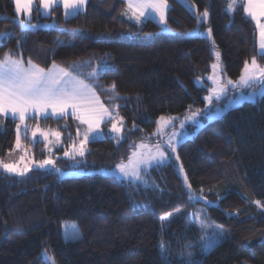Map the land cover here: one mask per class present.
I'll return each mask as SVG.
<instances>
[{
	"label": "trees",
	"instance_id": "16d2710c",
	"mask_svg": "<svg viewBox=\"0 0 264 264\" xmlns=\"http://www.w3.org/2000/svg\"><path fill=\"white\" fill-rule=\"evenodd\" d=\"M167 1L163 25L127 18L126 0H88L68 18L53 7L43 18L54 26L30 30L21 28L14 1L0 0V31L10 34L0 44V59L9 53L45 69L53 61L67 70L99 67L96 92L104 103L112 95L120 101L125 122L120 140L105 135L88 142L81 164L93 173L58 178L52 169H32L25 176L0 169V264H48L43 249L55 264H172L195 240L187 232L197 234V209L226 234L208 253H199L197 264H264V210L252 203H264V94L206 122L178 144V160L172 156L144 173L145 185L97 171L127 160L159 116L203 105L207 88L194 78L209 73L214 59L207 26L227 76L237 79L253 56L264 65L256 25L240 4L228 10V0H191L196 13H209L208 25H198L196 13L178 0ZM165 28L171 32L161 31ZM104 63L111 69L103 70ZM0 119L1 159L14 148L17 120ZM27 121L61 131L65 144L77 135L71 115ZM24 139L43 156L41 142ZM177 162L191 191L216 204L205 210L202 201L189 199ZM71 221L79 229L75 240L63 233V224Z\"/></svg>",
	"mask_w": 264,
	"mask_h": 264
},
{
	"label": "snow or ice",
	"instance_id": "6c2138e0",
	"mask_svg": "<svg viewBox=\"0 0 264 264\" xmlns=\"http://www.w3.org/2000/svg\"><path fill=\"white\" fill-rule=\"evenodd\" d=\"M87 0H38L37 12L42 7L44 10L53 8V6L62 4L65 9V15L76 16L80 10L84 7ZM34 0H15L17 15L24 13L26 19H20L19 23L21 27L35 28L37 25L31 23L32 6ZM237 4L243 7L244 12L254 21L257 22L258 28V55L264 57V23H260V18L264 17V0H228V10H233ZM168 8L167 0H127L126 10L122 12L123 15L129 16V19H135L137 23L141 22V18H151L154 15H159L161 23H165V11ZM209 15L207 9L202 13H196L197 24H200V17L207 18ZM195 30V29H194ZM208 36H211V28L207 30ZM9 33L0 31V39H3ZM215 41H213V45ZM217 60L220 58V53L216 52ZM213 69L218 67L217 64H213ZM103 70L107 71L111 69V65L104 63L102 65ZM89 77L93 81L99 79V70H93L90 72ZM219 84V82H217ZM228 84L234 83L228 80ZM241 86L251 87L253 84L259 85L264 89V66L258 64L256 56L251 58V63L245 60L244 68L238 81ZM111 90L118 97L116 85L113 83ZM226 85L219 84V91L223 92ZM215 91V90H214ZM211 103L212 97H206ZM115 107V105H113ZM71 109V114L80 121L81 124L86 125L83 133V139L76 144L72 142L71 156L75 158L76 155L83 157L87 149V144L90 140H95L102 135L101 123L105 122V118H108V122L111 123L110 131L112 133L119 134L123 128V117H120V123H118L116 116L113 115L109 107H106L96 95V91L91 83H86L85 80L80 79L79 76L73 75L72 72L64 68H60L55 61L52 63V67L45 68L39 65L33 64L31 60H28L27 67L24 64L22 58H13L9 53H5L4 58L0 59V117H8L9 115L13 120H19L16 124V148L21 147V124H24L26 118L31 119L32 113L37 116H43L47 119L50 115L56 117L67 116L68 110ZM49 110H51L49 112ZM196 113H193L195 116ZM175 117L160 116L158 122V128L160 124L168 125ZM3 124V120L0 119V125ZM183 127V125H181ZM27 132V125H25V134ZM37 132L48 140V133L43 132L37 126L32 131L33 138L36 137ZM79 134V130H78ZM155 134V133H154ZM56 136L57 142H59L60 134L53 133ZM169 137L168 146L171 152L176 151L175 144L171 142ZM138 148H147L145 144L137 146ZM155 152H151L149 149L146 152H134L132 156L128 158V163L123 162L116 165V169L122 177H132L134 180H143L141 173L151 166L153 162L157 164L165 163L170 160V154L166 153L160 144L155 145ZM65 156H69V151L64 152ZM178 160L179 157L177 156ZM25 157L21 156L16 163L6 162L4 159H0V169L9 174H15L17 176H25L30 167L28 164H24L23 167L19 166V163L24 161ZM37 167L45 168L47 165H54L51 159H44L38 162H34ZM143 166V167H142ZM59 171V169H57ZM183 166H180V172H183ZM185 183H187V176L184 177ZM145 184L147 181H143ZM189 191V199L200 198L191 191V184H187ZM202 191V190H201ZM258 208L264 210V203L260 200L252 201ZM162 221L167 217H162ZM200 221L201 229L206 228V224L199 217H196ZM66 239L75 240L79 238V231L73 228L71 232L65 230ZM203 241V247L205 249L214 247L215 244L221 239V235L218 233L212 234L209 237L201 235L199 237ZM191 247V245H186ZM163 248V244H162ZM46 251V250H45ZM167 250L163 249L162 258L166 260ZM185 254L182 252L181 256ZM188 259L183 264H194L191 260L192 253H187ZM51 264H55L54 258H50Z\"/></svg>",
	"mask_w": 264,
	"mask_h": 264
},
{
	"label": "rangeland",
	"instance_id": "374dc122",
	"mask_svg": "<svg viewBox=\"0 0 264 264\" xmlns=\"http://www.w3.org/2000/svg\"><path fill=\"white\" fill-rule=\"evenodd\" d=\"M13 1L15 2V0H13ZM178 1L181 2L190 11L196 13V8H195V6L191 0H178ZM37 7H38V0H34L33 6H32L31 23L37 25V27H35V28L21 27L22 29L35 30L37 28H49V27L54 26V23H55L54 21H49V20L43 18L44 16H48L49 14H51L50 13L51 11H49V9L44 10L42 7H40L39 12H37ZM208 17H209V15H208ZM208 17L206 19L203 17H200L199 18L200 24H202V23L204 24V22H206V24L208 25ZM26 18H27L26 15L24 13H21L18 16V22L20 21V19H26ZM132 20L134 22H137L135 19H132ZM143 20L144 19L141 18V22ZM203 28H205V27L203 26ZM209 28L210 27L207 26L206 29H204V30H206L205 34L207 36H208L207 30ZM161 31L166 32V33L171 32L170 29H168V28L161 29ZM208 37L210 38V41L212 42V51L214 54V59L212 60L211 65H210V71L205 76H197L194 78V83L197 86H199V87L204 86L207 88V92L205 94H203V100H204L203 105L196 107L192 110H188L184 114H163V115H161V116H165V117H175L176 119L173 120L168 125H163L161 123L159 128H158V122H159V118H158L154 129L149 134H146L143 139H140L136 142V146H135L134 150L131 152L130 156H132V154L134 152H137V151L146 152L149 149L151 150V152L154 153L156 150L155 145L160 144L161 147L163 148V150L166 153L170 154V157H172V156L176 157V151L174 153L171 152V149L168 146L169 137L172 138L171 142L173 144H175V147L177 149L178 144L180 142L184 141L187 138L193 137L197 133V131L206 122L211 121V120L223 115L227 110L240 105L244 101H256L264 94V89H262L257 84H253L251 87L241 86L238 83L240 76L237 79H232L229 76H227V74L224 71V66L221 62V57L219 58V60H217L216 52H219V50L217 48H215L213 45L212 32H211V36H208ZM4 38H6V36ZM4 38L0 39V44L3 42ZM249 63H251V61H249ZM24 64L27 67V62H24ZM213 64H217L218 67L216 69H213V67H212ZM74 66H72V68H74V70H70V69L68 70L69 72H72L73 75L79 76L80 79L85 80L86 83H91L93 85V87L96 83H98V80L93 81L89 77L88 74L90 72H92L93 70H99V72H100L101 70L99 67L94 66L88 72L87 71L85 72V70L83 71L82 69L77 68L76 65H74ZM262 66H264V65H262ZM60 68H62V67H60ZM228 80H231L234 83L228 84L227 83ZM217 82H219V84L226 85V88L223 92L219 91V84ZM94 89H95V87H94ZM95 91H96V89H95ZM96 95L98 96L97 92H96ZM209 96L212 97L211 103L206 99V97H209ZM107 98H109L108 102H105V103L101 98H100V100L106 107H109L110 111H112L114 116H116L117 113L119 114L118 116H116V119H117L118 123H120L119 118L122 117V115L120 113V109H119L120 101L116 100L114 95L109 96ZM113 105H115V107H113ZM50 111L51 110H49V112ZM68 113H69L68 115L73 116L71 114V109L68 110ZM193 113H196V115L193 116ZM31 116L33 117V116H37V115L35 113H32ZM8 117H11V116L9 115ZM37 117H43V116H37ZM52 117L56 118V116H52ZM73 117L75 118V116H73ZM27 119L28 118H26L24 124H21V147L16 148V138H15L14 148L11 151H9L7 154H5L1 159H4L6 162L16 163L19 161V158L21 156H24L25 160L19 163L20 167H23L24 164H28L30 167V171L32 169H45V170L52 169V170H54V172H56L58 178L67 177V176H80V175H84V174H90V173H93L95 171L92 169H85L84 167H82V164H81V162L83 160L82 157L76 155L75 158H72V156H71V152H72L71 144L73 141H75L76 144H79V141L81 139H83V133H84V129L86 128V125L81 124L80 121L75 118L76 123H77V132H76L77 135L71 137L68 140V142L65 144L63 141V134L61 131H59L57 129H53V128H43L39 124H30L27 121ZM17 123H19L18 119H17ZM122 124H123V128L121 129V132L119 134L112 133L110 131L111 123L108 122V118L106 117L105 122L101 123L100 127H101V131H102V135L99 138H103L105 135H110V136L116 137L118 140H120L122 138L123 133H124V127H125L124 119L122 121ZM25 125H27L26 134H25ZM181 125H183V127H181ZM37 126H39V129L41 131L49 134L48 140H45L44 137L40 135V132H37L36 137L33 138L32 131ZM78 130H79V134H78ZM57 132L60 134L59 142H57L56 136L53 135V133H57ZM26 135L29 136V138L32 142L39 141L42 143V152L44 153L43 156L40 157L39 151L35 150L32 147V145H30V146L26 145L25 139H24V137ZM142 143L147 145L148 147L147 148H138L137 146L141 145ZM66 150L69 151V153H70L69 156L64 155V152ZM44 159H51L54 162L55 166L53 167V165H47L45 168H39L34 163V162H38V161L44 160ZM121 162L127 164L128 159L125 161H121ZM121 162H119V163H121ZM119 163H117V164H119ZM116 165L114 167H111V168H101V169H98L97 171L101 172L103 174L114 175V176H116L120 179H123V180L138 182V183L145 185V183L143 181H147V179L144 176V173L146 171H148L151 167L158 165V164L156 162H153L151 166L147 167L146 170L141 173L143 180H134L132 177H128V178L122 177L121 174L119 173V170L116 169ZM177 166H178L179 176L181 177L182 182L186 186L187 190H189L187 187V184H189L188 179H187V183H185V180H184V177L186 174L184 171L180 172L179 162H177ZM57 169H59V171H57ZM30 171H28V172H30ZM195 194L197 196H199L200 198L191 199V200L202 201L204 203L203 208L205 210H206V205L216 204L215 202L208 200L207 197L203 196L200 193H195ZM169 215H166L165 217H168ZM193 216H194V219L196 221V225L198 226L197 227L198 230L196 231L197 234L193 233V235H192L189 232H187V235H190V238L192 236H194V239H195L194 241H191L188 243V245H191L192 248L187 247L186 250H181L180 253L178 254V258L174 259L172 261V264H183V262L188 259V256H187L188 252L192 253L191 260L194 261V264H197V262L202 257V255L199 256V253L204 255V254L208 253L210 251V249L213 248V247H211V248L205 249L203 247L204 242L199 239V237L201 235H204L205 237H209L215 233L220 234L221 239L215 244V246L218 243H220L226 236V234L222 228L216 226L215 224L210 222L205 217L206 215H204V211L197 209L194 212ZM196 217H199L200 220H203L205 222L206 228L201 229L200 221L197 220ZM73 228L78 229L75 222H72V221L71 222H65L63 224L64 237H65V230L67 229L69 232H71L73 230ZM186 230L187 231L189 230V226L186 228ZM78 231H79V229H78ZM162 244H163V242L161 241V243H160L161 252L164 249V244H163V248H162ZM195 245L199 246L198 251H196L193 248V246H195ZM45 250L46 249L42 250L41 255L45 258V260L47 261L48 264H51L50 258H53V256L51 254H49L47 252V250L46 251ZM182 252L185 254L184 256H181ZM245 264H247V263H245Z\"/></svg>",
	"mask_w": 264,
	"mask_h": 264
},
{
	"label": "crops",
	"instance_id": "0c3cea01",
	"mask_svg": "<svg viewBox=\"0 0 264 264\" xmlns=\"http://www.w3.org/2000/svg\"><path fill=\"white\" fill-rule=\"evenodd\" d=\"M87 3H88V0H87V2H86V4L84 5V7L80 10V11H83L85 8H86V6H87ZM167 3H168V1H167ZM14 4H15V2H14ZM55 6H59L60 8H61V10H62V14H63V16L65 17V18H68V17H71V15H65V9H64V7H63V5L62 4H58V5H55ZM55 6H53V7H55ZM126 7H127V0H126V5H125V7H124V10H126ZM169 7H170V5H169V3H168V8L166 9V11H165V21H166V15H167V11H168V9H169ZM15 8H16V4H15ZM52 9V8H51ZM51 9H49V11H51ZM123 10V11H124ZM246 15H247V13H245ZM131 15V13L129 12V16ZM17 16H19V15H17ZM129 16H126L127 18H129ZM248 16V15H247ZM249 17V16H248ZM250 18V17H249ZM143 19H145V18H143ZM147 19H152V20H155L156 22H158L159 24H161V25H163L164 23H161V21H160V17H159V15L157 14V15H154V16H152L151 18H147ZM251 19V18H250ZM132 20V19H131ZM252 20V19H251ZM133 21V20H132ZM254 23H255V25H256V28H257V22L256 21H254V20H252ZM260 23H264V17H261L260 18ZM257 51L259 52V47H258V28H257Z\"/></svg>",
	"mask_w": 264,
	"mask_h": 264
}]
</instances>
